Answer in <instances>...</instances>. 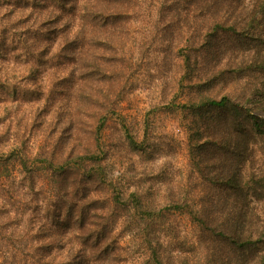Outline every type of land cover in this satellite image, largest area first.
<instances>
[{
    "label": "rangeland",
    "instance_id": "374dc122",
    "mask_svg": "<svg viewBox=\"0 0 264 264\" xmlns=\"http://www.w3.org/2000/svg\"><path fill=\"white\" fill-rule=\"evenodd\" d=\"M73 1L0 0V264L89 262L91 246L112 264H185L198 250L186 203L220 194L224 170L191 142L208 122L192 98L229 88L206 84L214 62L184 68L172 1L116 6L108 21L73 17ZM253 69L228 68L229 94L264 118ZM251 134L245 169L264 170V132Z\"/></svg>",
    "mask_w": 264,
    "mask_h": 264
},
{
    "label": "trees",
    "instance_id": "16d2710c",
    "mask_svg": "<svg viewBox=\"0 0 264 264\" xmlns=\"http://www.w3.org/2000/svg\"><path fill=\"white\" fill-rule=\"evenodd\" d=\"M136 1L77 0L73 1L70 11L76 14L73 17L81 18L82 12L91 15L93 20L101 17L108 21L120 11L116 6ZM170 1L174 6L179 5V14L185 23L182 37L186 34L187 37L179 45L185 69L190 72L201 71V68L209 70L212 62L218 64L212 72L206 73L208 79L205 82L213 86L224 85L230 92L237 80L231 81L229 67L235 72L254 68L264 73V0ZM194 21L199 39H191L188 35L193 33ZM184 28H191V31L188 33ZM105 42L113 45L110 39ZM241 48L245 54L239 59L235 51ZM252 50H262L260 58L246 55ZM230 81L233 86L229 85ZM229 91L219 99L205 93L198 99L192 98L195 100L193 106L198 108L197 118L208 122L203 132L196 128V136L190 135L191 142L201 152V157L209 154L212 164L222 166L224 170L218 187L220 194L207 200L203 196L193 197L186 203L185 214L194 221V244L198 250L195 259L186 258L185 264H264V214L257 207L264 199V170L247 172L245 169L253 157L251 132H264V118L253 113L250 102L229 94ZM203 111L216 113H208L210 117L204 118ZM179 208H182L180 203ZM112 247L107 250L109 255L118 249ZM90 248L96 255L94 260H79L76 264H112L101 255V247ZM146 263L155 264L152 261ZM166 264H172V260H167Z\"/></svg>",
    "mask_w": 264,
    "mask_h": 264
}]
</instances>
